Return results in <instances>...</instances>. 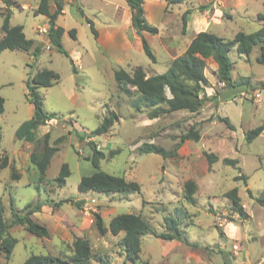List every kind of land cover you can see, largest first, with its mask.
Segmentation results:
<instances>
[{
    "label": "rangeland",
    "instance_id": "1",
    "mask_svg": "<svg viewBox=\"0 0 264 264\" xmlns=\"http://www.w3.org/2000/svg\"><path fill=\"white\" fill-rule=\"evenodd\" d=\"M5 1L0 0V36L2 15L9 10L10 25H21L34 46L46 43L35 57L33 48L0 53V96L4 98L0 153L9 157V165L0 169V199L8 233L17 240L8 259L0 252V262L22 264L30 254L69 259L73 239L83 237L91 249L88 264H264V207L256 200L264 193V130L251 142L245 140L246 131L264 124V88L260 85L264 68L257 61L259 45L249 55H239L235 47L228 53L232 82L248 79L246 92L221 99L219 94L228 86L217 80L213 61L208 59L201 94L213 98L196 112L177 110L150 119L148 108L136 111L132 107L139 95L136 88L129 87L131 95L119 90L114 71L123 68L132 72L141 66L146 76L165 72L191 35V28L184 34L182 4L142 0L146 21L158 28L157 34H145L156 57L152 62L140 42L134 40L131 8L126 0H60L63 12L56 25L64 29L61 41L68 57L48 45L46 32L41 30L48 19L34 14L39 0ZM200 4L202 9L207 6L197 2ZM245 5V13L253 18L238 16L228 21L223 33L226 39L240 30L253 32L263 25L264 0H249ZM54 8V0H50V9ZM86 19L93 23L97 37ZM72 29L75 37L69 34ZM128 43L131 46L125 48ZM42 69L53 70L60 78L51 86L38 88L43 109L54 117L40 125L36 133L42 140L49 132V145L57 147L39 182L37 168L29 159L35 145L17 139L15 130L33 111L26 98V80ZM110 111L118 116L113 126L105 134L92 135ZM219 117H227L234 128H228ZM192 126L200 139L180 143ZM59 137L62 140L56 142ZM143 143L176 150V155L164 158L157 153H140L138 147ZM93 148L104 154L99 159L102 171L136 181L139 191H79L81 176L95 170L89 160ZM205 152L217 156L210 166ZM224 158L237 159L238 163L225 164ZM63 163L68 164L70 174L60 186L56 177ZM11 173L19 179H12ZM240 175L242 179H236ZM188 179L196 183L192 200L184 193ZM234 187L245 211L243 218L231 210L225 197ZM67 198L83 204H55ZM10 199L19 212L28 202H42L41 211L33 217L47 226L49 237H38L24 226L13 224ZM95 212L102 216L105 226L117 214H139L157 234L167 231L165 217L176 216L183 240L146 234L141 238L139 259L132 263L120 244L123 233L100 235L94 224Z\"/></svg>",
    "mask_w": 264,
    "mask_h": 264
},
{
    "label": "trees",
    "instance_id": "2",
    "mask_svg": "<svg viewBox=\"0 0 264 264\" xmlns=\"http://www.w3.org/2000/svg\"><path fill=\"white\" fill-rule=\"evenodd\" d=\"M126 1L131 8V25L141 39L142 49L149 59L152 62H155L156 57L153 50L146 38L142 35V32L153 35L158 33V28L146 21L143 15L144 10L142 0ZM164 1L167 5H170L181 3L185 0ZM5 3L8 4L9 1L7 0ZM54 3L55 8L54 10H51L49 0H39L34 14H43L47 17L48 27L46 38L57 51L68 57L69 53L63 47L61 41L64 29L61 26L56 25V19L58 15L62 13L63 5L60 0H54ZM78 9L82 13L81 8L78 7ZM9 19L10 11L7 10L6 13L2 15L0 53L5 49L30 51L33 48V56L35 57L38 55L41 47L39 45L34 46L33 40L26 38L23 32V27L21 25H10ZM86 22L96 37L97 30L93 27V23L88 19H86ZM69 34L72 37H75V30H70ZM256 45H259L260 49L257 61L262 64L264 68V23L259 29L253 32L238 31L232 39L223 38L210 31H200L190 40L185 51L169 63L165 72L146 76L145 71L141 66H137L132 72H128L123 68H118L114 71V79L119 90L127 95H131L130 86L136 88L139 95L137 99L132 101V107L136 111H140L142 107L148 108L149 110L146 115L150 119L177 110L196 112L207 100L213 98L201 94L203 85L207 80L204 74L207 59H212L216 64L215 72L217 80L230 87L235 82H232V61L228 56L229 51L235 47L236 52L239 55H249L253 47ZM69 60L75 71L73 60L70 57ZM59 78V74L50 69L39 70L27 78L26 98L33 105V111L30 118L23 121L15 130V136L17 139L35 145L30 153L29 159L37 168L39 182L43 181L51 157L57 151V147L49 145V132L44 134L42 140H40L36 133L40 125L46 124L54 117L53 114L47 113L43 109V102L41 95L38 92V88L51 86L57 82ZM241 83L249 84L248 79H242L240 82H236V84ZM260 85L264 88V74ZM3 110L4 98L0 96V114ZM117 118V114L114 111H110L104 116L100 124L91 131V134L101 135L107 133ZM219 119L223 121L228 128H234L233 124L227 117H219ZM263 130L264 124L246 131L245 140L251 142L254 138L260 135ZM1 136L2 134L0 130V141ZM199 139V132L192 126L181 136L180 143L185 140L198 141ZM61 140L62 137H59L56 139V142H60ZM138 151L140 153H157L164 158L176 155V150L168 151L162 146L154 143H143L138 147ZM204 155L209 166L217 160V156L212 153L205 152ZM103 157L104 154L101 151L93 148V153L91 157H89V160L95 170L89 175L81 176L78 183L79 191H95L103 193L139 191L140 186L136 181H129L123 176L112 175L102 171L99 168V159ZM223 162L228 165H236L238 160L224 158ZM8 165V155L0 153V169L5 168ZM69 174L70 169L68 164L63 163L56 177L57 184L60 186L64 185ZM11 178L19 179V176L15 173H11ZM236 179H242V175L237 176ZM195 190L196 183L191 179L186 180L184 183L185 197L192 200ZM225 197L230 201L231 210L238 214L240 218H243L245 211L240 202L237 187L227 191ZM256 200L259 205L264 207V193L256 197ZM63 202H70L78 207H81L83 204V201L81 200L74 201L70 198L60 200L55 204L60 205ZM42 205L43 203L38 200L31 201L24 206L22 212H19L14 209L12 200L10 199L12 223L24 226L27 231L38 237H49L50 233L47 226L33 217L34 213L41 211ZM93 217L96 230L100 235H104L106 232H110L112 235H117L120 232L123 233L120 244L125 251L126 259L132 263H136L139 259L141 238L146 234H156V236L167 240H183L176 216L165 217L164 222L167 231L158 234L155 233L149 222L139 214H117L109 220L107 226L104 225L103 218L99 213H93ZM16 242V238L8 233V224L4 219V206L0 199V252L4 254L6 259L11 256ZM71 246L73 253L69 259H61L58 256L49 254H30L22 264H88L89 259L91 258V249L88 240L83 237H75ZM0 264L6 263L0 262Z\"/></svg>",
    "mask_w": 264,
    "mask_h": 264
},
{
    "label": "crops",
    "instance_id": "3",
    "mask_svg": "<svg viewBox=\"0 0 264 264\" xmlns=\"http://www.w3.org/2000/svg\"><path fill=\"white\" fill-rule=\"evenodd\" d=\"M197 2L198 3H207V4H205L207 6H205V8L202 9L201 5H203V4L197 5ZM247 2H249V0H185L181 3H176V4H182L183 5L182 12H183L185 21L183 20V16H182V20L184 22V29H185L184 34L187 32V29L191 28V35L189 36L188 43L185 44V48H184L183 52L185 51L190 40L195 36L196 33L200 32V31H210L212 33H215V34L225 38L223 36V33L228 28V25H229L228 21L231 22V21L235 20L236 17H238V16H242V17H244V19L245 18L246 19L253 18L254 15H249V14L245 13V11H247V9H248V6L245 5ZM49 3H50V0H49ZM204 9H206V10H204ZM242 9H243V13L241 12ZM46 19L47 18L45 16L44 20H46ZM44 25L48 26L47 21L44 22ZM132 30H133L132 32L134 34L133 37L135 38L134 40H136L137 44H139V42L141 44V39L137 35V33L135 32V29L133 28ZM145 34H148V33L142 32V35L146 38ZM147 39L148 38H146V40ZM45 43L46 42L42 41L41 47ZM48 45H51V44H49V42H48ZM130 46H131V44L128 43V44H126L125 48H129ZM173 59L174 58H172L171 60H173ZM213 66L216 70V64L214 62H213Z\"/></svg>",
    "mask_w": 264,
    "mask_h": 264
},
{
    "label": "water",
    "instance_id": "4",
    "mask_svg": "<svg viewBox=\"0 0 264 264\" xmlns=\"http://www.w3.org/2000/svg\"><path fill=\"white\" fill-rule=\"evenodd\" d=\"M247 87H248V84L247 83L232 84L226 90L222 91L219 94V97L221 99H229L231 97H235L238 94H241V93L246 92Z\"/></svg>",
    "mask_w": 264,
    "mask_h": 264
},
{
    "label": "built area",
    "instance_id": "5",
    "mask_svg": "<svg viewBox=\"0 0 264 264\" xmlns=\"http://www.w3.org/2000/svg\"><path fill=\"white\" fill-rule=\"evenodd\" d=\"M48 27V26H47ZM47 27L45 26V27H43L41 30L43 31V32H47Z\"/></svg>",
    "mask_w": 264,
    "mask_h": 264
}]
</instances>
